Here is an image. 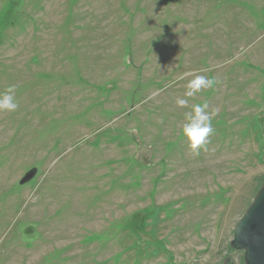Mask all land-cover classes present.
Listing matches in <instances>:
<instances>
[{
	"label": "rangeland",
	"instance_id": "rangeland-1",
	"mask_svg": "<svg viewBox=\"0 0 264 264\" xmlns=\"http://www.w3.org/2000/svg\"><path fill=\"white\" fill-rule=\"evenodd\" d=\"M196 75L211 86L178 107ZM10 85L0 264H245L231 242L264 184V0H0ZM195 104L217 112L199 155L181 131Z\"/></svg>",
	"mask_w": 264,
	"mask_h": 264
},
{
	"label": "clouds",
	"instance_id": "clouds-1",
	"mask_svg": "<svg viewBox=\"0 0 264 264\" xmlns=\"http://www.w3.org/2000/svg\"><path fill=\"white\" fill-rule=\"evenodd\" d=\"M211 80L204 75H196L194 79L190 80L186 86L185 97L177 100L178 107H187L189 100L200 93L203 89L211 86ZM15 85H10L0 93V111H15L18 108V102L14 96ZM207 104H195L191 111L186 112L185 123L181 129L182 135L186 138L188 148L191 152L199 155V152L209 142V137L214 133L212 120L217 115V112L206 111Z\"/></svg>",
	"mask_w": 264,
	"mask_h": 264
},
{
	"label": "water",
	"instance_id": "water-1",
	"mask_svg": "<svg viewBox=\"0 0 264 264\" xmlns=\"http://www.w3.org/2000/svg\"><path fill=\"white\" fill-rule=\"evenodd\" d=\"M36 174L37 169H31L20 184L28 183ZM231 244L244 252L245 264H264V184L238 220Z\"/></svg>",
	"mask_w": 264,
	"mask_h": 264
}]
</instances>
